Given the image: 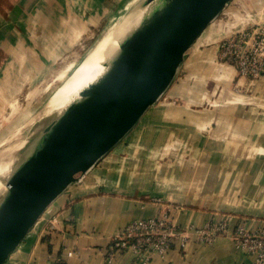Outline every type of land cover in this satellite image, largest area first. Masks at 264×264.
Returning a JSON list of instances; mask_svg holds the SVG:
<instances>
[{
    "label": "crops",
    "instance_id": "0c3cea01",
    "mask_svg": "<svg viewBox=\"0 0 264 264\" xmlns=\"http://www.w3.org/2000/svg\"><path fill=\"white\" fill-rule=\"evenodd\" d=\"M122 1L0 0V141L22 125L14 107L21 111L33 96L46 95L61 79L60 64L72 47L104 13L120 12ZM244 1L232 0L204 30L167 90L47 207L4 264H48L65 250L76 252L70 264H106L105 247L130 220L167 208L182 228L223 214L231 217L230 230L242 221L251 227L264 222V75L252 81L218 58L220 34ZM251 6L255 24H264V5ZM155 196L162 204L152 202ZM209 201L220 208L202 206ZM111 264L139 263L124 252ZM147 264L251 261L221 235L210 245L194 239L184 249L174 245Z\"/></svg>",
    "mask_w": 264,
    "mask_h": 264
},
{
    "label": "water",
    "instance_id": "95a60500",
    "mask_svg": "<svg viewBox=\"0 0 264 264\" xmlns=\"http://www.w3.org/2000/svg\"><path fill=\"white\" fill-rule=\"evenodd\" d=\"M161 1L119 44L107 71L44 129L7 180L0 201V264L47 207L161 97L185 53L232 0Z\"/></svg>",
    "mask_w": 264,
    "mask_h": 264
},
{
    "label": "built area",
    "instance_id": "2783aa9c",
    "mask_svg": "<svg viewBox=\"0 0 264 264\" xmlns=\"http://www.w3.org/2000/svg\"><path fill=\"white\" fill-rule=\"evenodd\" d=\"M249 26L252 27H231L220 36L218 58L232 64L240 76L258 81L264 75V24L254 22ZM152 202L162 204L159 199ZM230 220V216H222L201 227L182 228L175 223L169 208L148 218L130 220L105 247V262L111 264L117 256L129 252L134 262L147 264L153 259L164 258L174 245L184 249L193 239L210 245L224 235L251 264H264V222L251 227L242 221L230 230ZM75 255V251L65 250L48 264H70L69 259Z\"/></svg>",
    "mask_w": 264,
    "mask_h": 264
},
{
    "label": "rangeland",
    "instance_id": "374dc122",
    "mask_svg": "<svg viewBox=\"0 0 264 264\" xmlns=\"http://www.w3.org/2000/svg\"><path fill=\"white\" fill-rule=\"evenodd\" d=\"M114 1L115 0H113V4H114ZM144 1L145 0H123L119 6L122 9H120V12H118L116 15L112 16L111 13L110 14L104 13L100 25L98 27L90 28L91 30L87 31L86 34L83 35V37L79 40V42H78L79 45L77 44V46L75 48L72 47L70 53L67 55V58L64 59V61L60 64V66L63 67L62 75L60 76L61 79H59V81L58 80L54 81L50 84V87H52L51 90H49V92L46 95L44 94L45 96L44 95H41V97L33 96L31 99V102H30L31 106L28 108H25V109L21 108V111H19L20 107H14L13 117L15 115V117H17V121L20 120L19 124L21 122L22 125L17 126L15 131H13L10 134V136H8V138H5L6 140L4 139L5 141H3V142L0 141L1 142L0 150L1 149L3 150L5 148L10 147V145L12 143L14 145H17L18 147L12 151V152L18 153L17 159H16L17 162L12 167L10 166L9 169H7L5 172L0 174V199L5 192V184H6L7 180L10 178V176L13 173L16 166L28 154H30L33 151V149L35 148V146L39 142L42 134L44 133V129L54 119H56V117H58L59 115H61V113H63V111L66 109V106L73 100L75 95H77L79 93V91L81 89H83V87L85 85L83 87L79 88L78 92L70 99V101H68V103L62 109H61V107L67 99V98H65L67 92L64 96L61 97L60 101H57L59 108H60L59 109L60 111H58V113H56V115L58 114L57 116L51 115V116L46 117L45 112H44L45 106L57 97V94L59 93L61 88H63L64 84L70 78H73L76 75L85 74L83 71V67L88 66L87 67V69H88L87 73H89L93 69V67L96 64L98 56L101 54V51H103L104 49L107 48L108 43L113 38V34L111 35V39H109L110 35H108L106 37V39L104 38V36L107 33H109L111 29H115V33H116V31H119L121 21H123L125 18H127L130 14L134 13V15H135V14H140L143 11H145L149 7V5L152 1L147 3V4H144ZM253 3L254 4L257 3V4H259L260 7H263L264 0H245L243 2V5L241 4L240 7H237V3L233 4V6L235 5V7L239 8V11L237 12V15H234L232 18H230L231 19L230 23L241 22L243 20V18L247 19V16H251L250 19L254 20L255 19L254 18L255 13L252 11V6H251V5H253ZM229 5H232L231 2L228 4V6ZM113 6H115V5H113ZM227 8L228 7H226V9ZM251 23H252V21H250V23L244 24V26L245 27L246 26L252 27V26H249ZM116 27L118 29H116ZM239 27L240 26H236V28H239ZM228 29L229 28H227V30ZM224 31H226V29L222 31L220 36L223 35ZM100 41H103L102 47L100 49L101 51L98 50L92 56L86 57L91 51H93L94 47L97 50L96 45ZM106 52H107V54H109L111 52V49H107ZM86 74H85V76H86ZM64 98H65V100L62 101ZM24 119H25V121H23ZM45 120H47V121H45ZM26 121H28V122H26ZM43 121H45V122H43ZM39 122H41V123H39ZM18 127H20L19 130H18ZM13 133H15V134H13ZM12 134L16 137V139H15L16 141H14V142H11L13 140V138H11ZM152 198L154 200L159 199L160 201H163V199H164L163 197H160V196L159 197L155 196ZM153 199H151V200H153ZM211 201H209V203L202 204V206H205V207H208L211 209H215L217 207L220 208L219 205H217L216 201H214V202H211ZM167 204L169 205L170 203H167ZM175 205H173V206H175V208H178L177 206H181L183 204L180 205L179 203H177ZM222 216H230V215L229 214H223L220 217H222ZM215 221H212V222H215Z\"/></svg>",
    "mask_w": 264,
    "mask_h": 264
},
{
    "label": "bare ground",
    "instance_id": "6f19581e",
    "mask_svg": "<svg viewBox=\"0 0 264 264\" xmlns=\"http://www.w3.org/2000/svg\"><path fill=\"white\" fill-rule=\"evenodd\" d=\"M161 4H162L161 0H152V2L150 3L149 7L145 11H143L140 14H135V15H134V13L130 14L127 18H125L123 21H121V24H120V27H119V31H116V33H115V30H114L113 38L108 43L107 48L104 49L103 51H101V54L98 56L96 64L93 67V69L89 73H87V71H88L87 67L88 66H85V67H83V71H84L85 74L87 73L86 76H85V74H81V75H76L73 78H70L64 84L63 88H61V90L57 94V97L53 101L49 102L45 106V109H44L45 116L46 117L51 116V115L57 116L58 114L56 115V113H58V111H60L59 110L60 108H59V105H58L57 101H60L61 97L64 96L66 94V92H67L66 97H65L67 99H66L65 103L62 105V107H61V109H62L68 103V101H70V99L78 92L79 88H81V87H83L85 85L83 87V89H81L79 91V93L77 95H75L73 100L66 106V108L71 103L79 100L81 98V93L85 89H87V87L89 85L95 83L107 71V69H108V67L110 65V62L112 61V59L116 56V54L119 51V44L140 24L142 19H144L146 16H148L152 10L160 7ZM250 18H251V16H247V19L243 18V20L241 22L228 23L226 26H224V30L225 29L227 30V28H231V27L236 28V26H241V25L243 26L246 23H250V21H252V23L255 22V20H252ZM117 27H116V29H118ZM107 49H111V52L109 54H107V52H106ZM65 98L62 101H64ZM28 121H26V122H28ZM45 121H47V120H45ZM45 121H43V122H45ZM39 123H41V122H39ZM19 128L20 127H18V130H19ZM13 134H15V133H13ZM13 134H12V137H11V138H13V140L11 142L16 141L15 140L16 137ZM5 140H2L1 142L5 141ZM1 142H0V144H1ZM17 147H18L17 145H14L12 143L10 145V147L5 148L3 150L2 149L0 150V174L5 172L7 169H9L10 166L12 167L17 162L16 159H17V154L18 153L12 152ZM6 193H7V188H6V184H5V192L2 195L0 201L3 200V198L6 195Z\"/></svg>",
    "mask_w": 264,
    "mask_h": 264
}]
</instances>
